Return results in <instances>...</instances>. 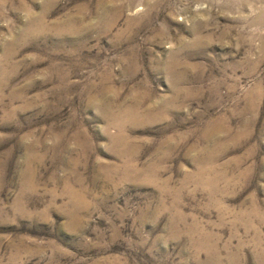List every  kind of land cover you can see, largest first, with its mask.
<instances>
[{"label":"rangeland","instance_id":"374dc122","mask_svg":"<svg viewBox=\"0 0 264 264\" xmlns=\"http://www.w3.org/2000/svg\"><path fill=\"white\" fill-rule=\"evenodd\" d=\"M0 264H264V0H0Z\"/></svg>","mask_w":264,"mask_h":264},{"label":"bare ground","instance_id":"6f19581e","mask_svg":"<svg viewBox=\"0 0 264 264\" xmlns=\"http://www.w3.org/2000/svg\"><path fill=\"white\" fill-rule=\"evenodd\" d=\"M68 24L69 25L65 26L66 28H63V29H64V31L73 34L76 31L75 30V27L70 22ZM39 27H40V30H42V31L46 30L43 25L42 26H39Z\"/></svg>","mask_w":264,"mask_h":264}]
</instances>
